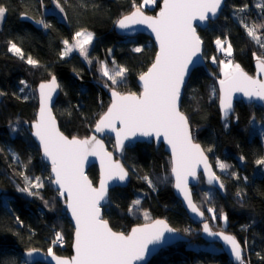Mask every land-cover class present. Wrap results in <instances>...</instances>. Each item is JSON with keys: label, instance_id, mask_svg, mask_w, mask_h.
I'll use <instances>...</instances> for the list:
<instances>
[{"label": "trees", "instance_id": "16d2710c", "mask_svg": "<svg viewBox=\"0 0 264 264\" xmlns=\"http://www.w3.org/2000/svg\"><path fill=\"white\" fill-rule=\"evenodd\" d=\"M141 1L43 0L41 5L40 0H0V5L7 9L0 21V91L5 93L0 96V264H25L21 252L28 249L48 252L51 247L59 255L71 256L73 228L63 211L62 200L52 188L49 167L41 159L30 128L20 129L25 122L35 119L36 86L52 75H56L61 87L53 110L60 129L69 137L88 136L109 104V88L105 87L109 81L98 70L100 61L110 64L115 61V65L126 69L124 84L114 86L117 90L140 92L136 80L152 63L156 47L144 34L133 37L117 34L114 25L122 15L142 7ZM57 2L65 9L63 20L52 10ZM160 2L155 0L152 8L142 9L154 14ZM243 5H248L247 9L238 11ZM23 13L36 20L43 18L50 27L38 29L20 20ZM243 24H264V3L257 7L255 0H226L216 20L210 21L205 29L197 28L207 66L219 78L222 77L219 61L226 52H219L217 38L225 41L224 46L231 44V61L249 74L255 71L256 57L264 58V48L246 34ZM78 31H89L94 36L86 60L76 52L62 55L63 42L70 41ZM256 32L264 43V29L257 28ZM9 42L22 49L25 59L8 51ZM137 47L142 50L134 51ZM28 56L38 62L36 66L26 63ZM212 57H216V63ZM21 80L30 85L31 93H19L16 87ZM216 86L215 80L198 67L192 71L181 99L180 108L189 120L194 138L203 146L224 184L221 194L205 185L199 175L198 184L192 187L193 199L214 230L223 229L239 240L246 264H264L261 259L264 257V165L256 164V160L264 158V142L252 126L253 120L264 116V107L238 101L234 113L221 120ZM13 122L19 126L15 134H11L9 128ZM105 141L114 150L112 138L105 137ZM116 157L129 169L130 181L126 187H116L109 192L103 217L113 229L128 232L132 226L143 222L129 211L133 208L132 202L139 199L141 209L149 211L150 219L162 217L183 234V230L191 226L201 231L199 223L188 218L175 197L171 180L164 179L166 174L170 178L171 164L162 145L127 144ZM217 161L231 167L219 171ZM233 172L239 179L231 175ZM37 174L48 178L41 190H33L34 195L18 191V187L26 186L23 176ZM88 174L97 181L95 166L89 168ZM145 176L153 182L155 190L143 179ZM237 192L242 196H237ZM202 196L208 205L201 201ZM208 208H214L217 213L222 211L227 216L226 223L219 218L212 220ZM200 231L194 237L187 235L189 242H177L160 249L147 264H232L218 243H214L218 250L190 246L192 242L207 244L200 237ZM56 233L62 235V243L54 245Z\"/></svg>", "mask_w": 264, "mask_h": 264}, {"label": "snow or ice", "instance_id": "6c2138e0", "mask_svg": "<svg viewBox=\"0 0 264 264\" xmlns=\"http://www.w3.org/2000/svg\"><path fill=\"white\" fill-rule=\"evenodd\" d=\"M40 2L43 5V0ZM144 3L147 4L148 0H144ZM223 3L224 0H163L164 6L158 17H146L139 8H136L130 15L123 16L117 21V27L122 30L130 29L133 24H146L155 33L159 44V52L156 54L154 63L147 72L139 77L143 82V91L140 95L136 93L124 95L115 90L114 86L122 85L125 82L126 69L123 67L115 66L110 70L105 61H100L98 69L102 76L111 81V85L106 82L105 87L110 90L112 103L96 124V131L103 132L108 129L115 132L116 146L121 151L125 148V141L131 140L137 134L145 137L154 134L157 138L163 136L164 140L171 145V171L175 175V187L183 194L191 211L200 217L204 216V212L192 202L191 193L187 188V178L189 176L196 178V165L204 164L209 184L216 182L221 189L224 188V184L220 181V177L211 171L201 146L193 142L188 118L179 111L178 102L181 86L189 72V65L195 62L194 58L197 57L201 46V39L196 34L192 22L193 20L206 22L209 20V14L215 17ZM260 6L257 5V7ZM56 7L60 12L65 11L59 2ZM247 7L248 5H243L238 11H245ZM6 11L7 9L0 5V21L3 20ZM22 15L23 18H29L26 14ZM36 23L45 28L50 27L43 19ZM243 27L246 34L255 40L261 48H264V43H261V38L256 32L257 28L264 29V24L252 26L243 24ZM77 37H82V39H76ZM73 39L80 54L88 59L85 45L92 43L93 34L78 31ZM63 43L65 50L62 55L73 51L68 40ZM215 43L218 50H223L228 56H231L232 46L230 43L226 48L224 47L225 41L220 38H217ZM9 44V52L22 60L25 59L21 48L17 47L15 43L9 42ZM133 50L140 52L142 49L137 47ZM108 51L111 54V49ZM253 55L255 56V53ZM256 58L259 61L258 68L264 71V58ZM212 61L216 63V57H212ZM88 62L91 63V60ZM26 63L36 66L38 62L28 56ZM112 63L115 65V61ZM219 63L223 65V79L219 80V98L225 117L231 111V97L234 92L243 93L249 100L264 101V80L249 76L240 68L239 64L233 66L231 60H222ZM20 83L25 84L24 81ZM25 86L27 85L25 84ZM58 87L54 76L50 83L40 85L41 108L33 127L35 128L34 135L39 139L43 156L50 161L51 171L54 173V178L49 177V180L58 186L59 194L65 199L67 209L75 221V255L70 260H65L56 256L51 247L48 249V254L56 261V264H135V262L142 261L151 250L150 245L153 247L165 245L170 242V238L178 230L169 227L164 220H154L151 223L139 225L132 228L128 234L113 231L109 227L108 220L101 214L102 201L107 199V181H124L128 172L118 162H112L111 153L104 152L101 159L103 174L99 188L92 185V182L83 173L82 161L88 155H97L103 152V145L95 137L90 139L72 137L69 139L58 130L55 120L51 116V110L47 106L48 101L52 98V92L56 91ZM23 90V88L20 89V91ZM215 91L213 89L214 93ZM3 95L5 93L0 91V96ZM117 122L120 125L119 128L116 126ZM208 151L211 149L209 148ZM240 159L243 161L244 157L241 156ZM256 164L264 165V158L256 160ZM217 167L221 171H227L231 166L217 161ZM231 175L239 179L235 172ZM23 178L26 186L18 187V191L34 195L35 193L31 189H39L44 186L38 176L30 178L25 175ZM143 179L148 182L149 187L155 190V185L149 177L145 176ZM244 179L247 180V177ZM237 196H242V193L237 192ZM140 203L139 199L134 200L133 208ZM133 208H130L129 211H132ZM207 211L212 213V220L219 218L227 221V216L222 211L217 213L214 208H208ZM144 217L149 219V213L144 212ZM17 221L22 223L19 221V217H17ZM184 231L187 233L189 229ZM202 231L208 236L223 239L225 244L230 246L236 261L239 264H245L241 244L234 236L226 235L223 231H212L207 222L203 224ZM60 240H62L61 234L56 233L52 243L55 245ZM32 254V251L27 253L28 256ZM257 255L259 256V253Z\"/></svg>", "mask_w": 264, "mask_h": 264}, {"label": "water", "instance_id": "95a60500", "mask_svg": "<svg viewBox=\"0 0 264 264\" xmlns=\"http://www.w3.org/2000/svg\"><path fill=\"white\" fill-rule=\"evenodd\" d=\"M226 0H224V3H225ZM224 3L222 4L221 6V9L218 11L217 15L215 17H212L211 14H209V20L206 21V22H200L198 20H193L192 24H193V27L196 29V34L200 37L198 31H197V28H200V29H205L209 22L210 21H214L216 20L219 15L221 14V11L224 7ZM164 4H163V0H161L160 2V6H159V9L154 13V14H150V13H147L145 12L142 8L140 7H136V8H139V10L144 14V16L146 17H158L161 9L163 8ZM136 8H134L133 10H131L130 12L122 15L121 17H119L116 22H115V25H114V29L116 31L117 34L119 35H123V36H129V37H133V36H136L137 34H144L148 37H150V39L153 41L155 47H156V52H155V56L153 58V61L152 63H154L155 61V58H156V54L159 52V44L156 40V37H155V33L152 32L151 28H149L146 24H133L132 27L130 29H120L117 27V21L119 19H121L123 16H126V15H130L132 11H135ZM24 14V13H23ZM27 17L29 18H23V15L21 14L19 19L22 20V21H25V22H28L30 23L31 25H33L34 27L38 28V29H43V26L41 24H38L36 23V19H34L33 17L29 16L26 14ZM201 39V38H200ZM194 63L189 65V72L188 74L185 76V81H184V84L181 86V93H180V100L178 102V108H179V111H181V99H182V95H183V92H184V87L185 85L187 84V81L192 73V71L198 67H202L207 75L209 77H211L212 79L215 80L216 82V85H217V89H218V108H219V111H220V118L221 120H225L227 119L230 115H232L234 113V109H235V103L238 102V101H241L243 103H246V104H249V103H254L256 105H259V106H264V101H260L258 99H252V100H249L247 97H245L243 95V93H240V92H234L232 93V97H231V105H232V108H231V111L229 113V115L227 117H225V113L224 111L221 109V106H220V93H219V88H220V85H219V80L220 79H223V78H219L217 76H215L208 68L207 66V63H206V60L204 58V55H203V43H202V40H201V46H200V50L197 54V57L194 58ZM152 63L150 64V66L147 68V70L145 72L148 71V69L151 67ZM258 63L259 61L256 59L254 61V67H255V71L253 74H249L247 73L244 69H241L247 73L249 76H252L253 78L255 79H259V80H264V71H261L260 68H258ZM143 72V73H145ZM142 73V74H143ZM141 74V75H142ZM55 77L56 78V82L57 84L59 85V87L56 89V91L52 92V98L50 101H48V108L51 110V116L53 117V119L55 120V124H56V127L58 128V130L60 132H62L66 137H68L69 139H71L72 137H69L68 135H66L61 129H60V126H59V122H58V119L54 113V110H53V107L55 105V102L60 94V90H61V87H60V82L58 80V78L56 77V75H52L49 79L47 80H44V81H41L40 83H38V85L36 86V93H37V110H36V116H35V119L30 123V135L32 137V139L34 140V142L36 143L37 147L39 148V151H40V156H41V159L42 161L48 165L49 167V174H50V177H53L54 178V173H52L51 171V164H50V161H48L47 159L44 158L43 156V151H42V148H41V145H40V142H39V139L34 135V132H35V128L33 127V125L36 123L37 119H38V116H39V112H40V108H41V94H40V85L41 84H48L50 83L52 77ZM140 77V76H139ZM139 77L137 78L136 80V83L138 85V87L140 88V92L139 93H136L137 95H140L143 91V87H142V81H140ZM117 90V89H115ZM118 91V90H117ZM121 94H124V95H127L129 93H134V92H125V93H122L120 92ZM108 96H109V104L106 108V110L99 116V118L96 120L90 134L86 137H76L77 139H90L92 137H95L96 140H99L101 142V144L103 145V152L97 154V155H88L86 158H84V160L82 161V170H83V173L84 175L88 178L89 181L92 182V185L96 188H99V185H100V180L102 179V166H101V159H102V156H103V153L104 152H107V153H111L112 155V162L113 163H119L121 164L125 171L128 172V176L125 178L124 181H118V180H108L107 183H108V193H107V199L105 201H102V209H101V214L103 215V209L104 207L107 206L108 202H109V192L110 190H112L113 188H116V187H126L130 181V172H129V169L127 167H125V165L123 164V162L121 161V159L117 158L116 156L121 153L122 151L119 150L116 146V141H117V137H116V133L113 132V131H110L108 129H105L103 132H97L96 131V124L99 122L100 118L107 112L108 108L110 107L111 103H112V98H111V93H110V90L108 91ZM0 100H1V97H0ZM182 112V111H181ZM183 113V112H182ZM184 114V113H183ZM185 115V114H184ZM186 116V115H185ZM187 117V116H186ZM189 121V120H188ZM117 128L120 127L119 123L117 122ZM189 130H190V133L193 137V142L194 143H197L201 146V149L204 151V155L205 157L207 158V164L210 166L211 168V171L215 172V174L217 176L218 173L215 171L211 161H210V158L209 156L207 155V153L205 152L203 146L201 145V143H199L193 136V131H192V128H191V125L189 123ZM105 137H111L112 140H113V144H114V150L110 149L105 141ZM148 143V144H151L153 143L155 145V147H158L160 145L163 146V149L164 151L169 155L170 157V174H171V177H172V189H173V193L175 195V197L180 201L186 215L188 216V218L195 222V223H199L200 225V228H201V231H200V237L207 243H218L221 247V250L223 252H225V254L227 255L229 261L232 263V264H239L238 261H236L235 257L233 256L232 252H231V249H230V246L225 244V242L223 241V239L219 238V237H211V236H208L206 233H204L202 231L203 229V224L205 222H207L210 226V228L212 229V231H223L224 234L226 235H232L234 236L233 234L231 233H228L226 232L225 230L223 229H217V230H214L211 226V224L207 221L206 219V216H205V213H204V216L203 217H200L198 216L197 214L193 213L191 211V209L187 206V201L184 200V197H183V194L175 187V183H176V180H175V175L172 173L171 169H172V151H171V145H169L167 143L166 140H164L163 136L157 138L154 134L152 136H148V137H145V136H141L139 134H137L136 137L132 138L131 140H126L125 141V146L127 144H135V143ZM92 166H95L96 169H97V173H98V178H97V181L94 182L89 174H88V170L90 167ZM199 175L202 176L203 178V181L206 185H209L211 187H214L219 193L223 194L224 193V188L221 189L219 187V184L214 182L213 184H209L207 182V175L205 174V167H204V164L203 163H200L198 165H196V178L194 179L193 177L189 176L187 178L188 180V184H187V188L189 190V192L191 193V199H192V202L198 207V205L195 203L194 199H193V194H192V187L193 186H196L199 182L198 178H199ZM220 177V176H219ZM220 181L222 182V179L220 177ZM52 188L57 191L58 193V197L62 200L63 202V206H64V209H65V214H66V217L68 218V220L70 221V224L73 228V231H72V242H71V249H72V254L71 256H62V255H59L55 252H53L56 256L62 258V259H65V260H70L72 256L75 255V249H74V243H75V221L74 219L72 218V215H71V212L67 209V206H66V201L63 197L60 196L59 194V191H58V186L54 183H52ZM2 193V190L0 188V194ZM200 209V208H199ZM201 210V209H200ZM202 211V210H201ZM203 212V211H202ZM107 220V219H106ZM154 220H164L167 225L171 228H174L172 227L169 222L162 218V217H157V218H154L150 221H146V222H142V223H139V224H135L134 226H132L130 228V230L128 232H124L125 234H128L131 232V229L134 228V227H137L139 225H142V224H146V223H151L152 221ZM109 222V221H108ZM109 227H111V225L109 224ZM112 228V227H111ZM176 229V228H174ZM113 231H116V232H122V231H117L115 229L112 228ZM177 230V229H176ZM235 237V236H234ZM236 238V237H235ZM237 239V238H236ZM190 241V237L187 236L186 234H183L181 233L179 230L175 233L174 236H172L170 238V242L166 243L165 245H162V246H149V248L151 249L149 251V253L145 256V259L142 260V261H138V262H135V264H147L150 259L156 254L158 253V251L164 247H167V246H171L177 242H189ZM237 241L239 242V240L237 239ZM240 243V242H239ZM241 244V243H240ZM242 247V257H243V253H244V249H243V246L241 245ZM35 250V251H33ZM29 251H32L33 254L31 256H28L27 253ZM21 259L24 261L25 264H34V263H43V264H56V261L52 259V257L48 254V252H44L42 250H39V249H28V250H25L23 252H21Z\"/></svg>", "mask_w": 264, "mask_h": 264}, {"label": "rangeland", "instance_id": "374dc122", "mask_svg": "<svg viewBox=\"0 0 264 264\" xmlns=\"http://www.w3.org/2000/svg\"><path fill=\"white\" fill-rule=\"evenodd\" d=\"M255 2L257 3V5L259 4V5H261V4H263L264 3V0H255ZM154 4H155V0H148V3L147 4H145L144 3V0H142L141 1V6L143 7V8H152L153 6H154ZM142 7H140V8H142ZM52 10L57 14V16H58V18L59 19H61V20H63L64 19V12H60L59 11V9L56 7V3L52 6ZM43 19V18H42ZM81 32H85V33H91V32H89V31H81ZM75 36V35H74ZM259 36V35H258ZM260 38H261V43H263V39H262V37L260 36ZM76 39H82V37H77ZM94 40V36H93V39H92V41ZM255 41V40H254ZM255 43L257 44V42L255 41ZM69 45L70 46H72L73 47V51H71V52H68L66 55H68V54H71V53H74V52H76V53H78L84 60H86L85 59V57L84 56H82L81 54H80V52H79V49L78 48H76L75 47V40L72 38L70 41H69ZM258 46H259V44H257ZM85 47H86V49H87V52H88V49H89V47H90V44L89 45H85ZM225 48L227 47V46H224ZM225 52V51H223V50H219V52ZM107 64V67L111 70V69H113L115 66H118V65H113V64H110V63H106ZM232 65L233 66H235L234 65V63L232 62ZM99 67H100V64H99ZM121 67V66H120ZM221 73H222V77L221 78H223V65H221ZM125 74V73H124ZM105 77V76H104ZM107 78V77H106ZM119 79V78H118ZM125 79V78H124ZM21 81H23V80H21ZM109 81V80H108ZM25 82V81H24ZM110 82L111 81H109V85H110ZM25 84L27 85V86H25ZM25 84H19V86H18V88L16 87V89L19 91V93L21 92V93H28V92H30L31 93V88H30V85L29 84H27L26 82H25ZM217 87V86H216ZM21 88H23L24 90L23 91H20V89ZM116 89V88H115ZM35 91H36V89H35ZM119 91V90H118ZM119 92H121V91H119ZM123 93V92H122ZM217 93H218V89H217ZM36 95H37V93H36ZM262 107H264V106H262ZM252 126H253V129H254V131H257L261 136H262V138H263V142H264V116L261 118V119H256V120H253L252 121ZM9 128H10V131H11V134H15L17 131H19V126L18 125H16V123H14L13 122V124L11 123V125H9ZM29 128H30V123H28V122H25L24 124H23V129L21 130L20 129V131H24V130H29ZM13 129H15V131H13ZM216 169L217 170H219V171H221L218 167H217V162H216ZM222 172H224V171H222ZM40 177L41 178V180L43 181V185L45 186L46 185V183H47V180H48V178L46 179V177H44L42 174H37V175H34V176H29L30 178H34V177ZM167 179L165 180L166 182H168V180H171V182L173 181L172 180V177H171V174L169 173V177L170 178H168L167 177V174H166V176H165ZM164 181V180H163ZM164 181V182H165ZM205 184V183H204ZM206 185V184H205ZM43 186V187H44ZM207 186H209V185H207ZM42 187V188H43ZM209 187H211V186H209ZM42 188H39V189H31V191L33 192V190H36V191H39V190H41ZM213 189H215L214 187H212ZM208 190V193H209V195L212 193L211 192V190L208 188L207 189ZM216 190V189H215ZM56 193H57V191H56ZM210 197V196H209ZM201 201L202 202H204V204H205V206L206 205H208V202H207V200H205V197H203L202 196V198H201ZM206 201V202H205ZM63 211L65 212V209H64V207H63ZM144 212H148L149 213V211L148 210H145V209H141V206L140 205H138V206H136L135 207V209L134 210H132V215H137L139 218H138V220H140V221H143V222H145V220L146 221H150V220H152V219H145V217H144ZM150 214V213H149ZM223 222H224V224L226 223L224 220H223ZM186 229H189V232H187V233H185L186 235H189L190 237H194L193 235H196L197 233H198V231H200L198 228H193L192 226L191 227H188V228H186ZM184 231V230H183ZM185 232V231H184ZM190 246H192V247H194V248H209V249H213V250H218V246L217 245H215L214 243H207V244H202V243H190ZM221 249V248H220ZM246 264V263H245Z\"/></svg>", "mask_w": 264, "mask_h": 264}, {"label": "built area", "instance_id": "2783aa9c", "mask_svg": "<svg viewBox=\"0 0 264 264\" xmlns=\"http://www.w3.org/2000/svg\"><path fill=\"white\" fill-rule=\"evenodd\" d=\"M228 61V60H231V56H228L226 53H224L222 55V58H221V61ZM62 236V235H61ZM62 243V240H60L57 244H61Z\"/></svg>", "mask_w": 264, "mask_h": 264}]
</instances>
